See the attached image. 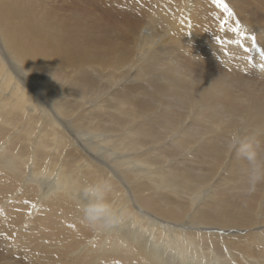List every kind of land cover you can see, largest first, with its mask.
<instances>
[{"label": "bare ground", "instance_id": "6f19581e", "mask_svg": "<svg viewBox=\"0 0 264 264\" xmlns=\"http://www.w3.org/2000/svg\"><path fill=\"white\" fill-rule=\"evenodd\" d=\"M225 3L0 0V237L39 264H264V84L208 65L264 71V0ZM100 181L121 219L93 231Z\"/></svg>", "mask_w": 264, "mask_h": 264}, {"label": "rangeland", "instance_id": "374dc122", "mask_svg": "<svg viewBox=\"0 0 264 264\" xmlns=\"http://www.w3.org/2000/svg\"><path fill=\"white\" fill-rule=\"evenodd\" d=\"M192 2H195L196 7H201V6H211L214 5L212 3V0L204 1V0H192ZM229 22V21H228ZM227 22V23H228ZM236 19L231 21L229 25H226L223 27V30H221V27H214L212 30H206L203 34V37H207L211 43V45H216V47H221L224 42H225V36L230 37V36H240L238 32H233L231 31L232 28L236 26ZM240 32H243V29L239 28ZM244 33V32H243ZM181 39L179 40H185V36H180ZM223 41V43L218 42ZM195 48V47H194ZM163 51H166L169 53L170 56H176L178 60L182 59L184 56V52H190L192 51H187L185 48L184 49H179L176 48L175 42L174 41H168L165 46ZM189 61H193L190 57H187ZM185 60V59H184ZM196 63H192L197 70V72H200L202 68L204 67L205 61L203 60H194ZM217 63V61H215ZM218 64V63H217ZM211 66L214 70H221L224 73V79L233 84V82L236 80H232L238 76L242 77V79L247 80L248 82L256 85V86H261L264 84V71H253V69H250L245 65L243 60L241 59H236L232 65H226V67L221 66L220 64L219 67L217 65H214V61H210L208 64ZM209 67V68H211ZM223 69H221V68ZM211 68V69H212ZM213 70V71H214ZM256 70V69H254ZM245 231L237 232L240 233L241 235ZM0 233H5L3 231H0ZM14 243L15 246L11 247L9 251H3L6 250L9 244ZM0 264H39V258L36 255H33V253H29V249L31 247V244L28 242H14L8 237H0ZM29 254L30 256H27L26 254ZM53 264V263H52Z\"/></svg>", "mask_w": 264, "mask_h": 264}, {"label": "clouds", "instance_id": "9594fccd", "mask_svg": "<svg viewBox=\"0 0 264 264\" xmlns=\"http://www.w3.org/2000/svg\"><path fill=\"white\" fill-rule=\"evenodd\" d=\"M245 155L249 161H255L254 152L247 151ZM262 178L254 169L250 181L255 185ZM110 190L111 186L106 181H100L86 185L81 191V222L93 231H105L120 222V210L107 199Z\"/></svg>", "mask_w": 264, "mask_h": 264}, {"label": "snow or ice", "instance_id": "6c2138e0", "mask_svg": "<svg viewBox=\"0 0 264 264\" xmlns=\"http://www.w3.org/2000/svg\"><path fill=\"white\" fill-rule=\"evenodd\" d=\"M212 3L217 7V8H220L223 10L224 13H226V15L228 17H231L233 16V11L232 9L229 7V5L227 3H225V0H212ZM226 20H222L221 21V30H223V26L226 24ZM239 28H240V25H239V22L237 21L236 22V26L234 28L231 29V31L233 32H238L239 35L241 37L245 36V33L243 32H240L239 31ZM253 39V47H255V38H252ZM218 42H221L223 43V41H219V38H218ZM231 43H236V44H240L241 41L239 40H235V41H230Z\"/></svg>", "mask_w": 264, "mask_h": 264}]
</instances>
